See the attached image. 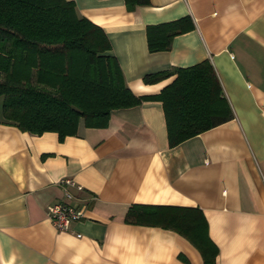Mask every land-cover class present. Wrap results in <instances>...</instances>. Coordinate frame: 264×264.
Masks as SVG:
<instances>
[{
  "label": "crops",
  "instance_id": "0c3cea01",
  "mask_svg": "<svg viewBox=\"0 0 264 264\" xmlns=\"http://www.w3.org/2000/svg\"><path fill=\"white\" fill-rule=\"evenodd\" d=\"M108 34L136 105L74 135L33 133L5 120L0 96V264H203L175 230L134 224L131 204L198 206L218 246L216 264H264V0H73ZM189 15L193 28L149 51L146 26ZM208 59L233 117L170 146L162 102L176 74L146 73ZM71 177L85 217L59 230L47 206ZM80 233L81 235H78Z\"/></svg>",
  "mask_w": 264,
  "mask_h": 264
},
{
  "label": "trees",
  "instance_id": "16d2710c",
  "mask_svg": "<svg viewBox=\"0 0 264 264\" xmlns=\"http://www.w3.org/2000/svg\"><path fill=\"white\" fill-rule=\"evenodd\" d=\"M150 0H125L128 8ZM189 15L146 26L149 51L170 48L193 28ZM106 31L79 16L73 0H0V96L6 121L22 130L56 131L60 139L86 126L103 127L115 108L142 101L126 85ZM176 77L153 95L162 102L169 145L233 117L212 63L146 73L147 83ZM130 223L169 228L186 237L203 264H216L218 246L198 206L131 204Z\"/></svg>",
  "mask_w": 264,
  "mask_h": 264
},
{
  "label": "built area",
  "instance_id": "2783aa9c",
  "mask_svg": "<svg viewBox=\"0 0 264 264\" xmlns=\"http://www.w3.org/2000/svg\"><path fill=\"white\" fill-rule=\"evenodd\" d=\"M58 183L62 186L64 196L61 200L47 206V216L59 230H70L72 222L85 217L87 204L83 201H73L75 198L70 186L81 190L83 186L71 177L61 178ZM78 235H81L78 233Z\"/></svg>",
  "mask_w": 264,
  "mask_h": 264
}]
</instances>
